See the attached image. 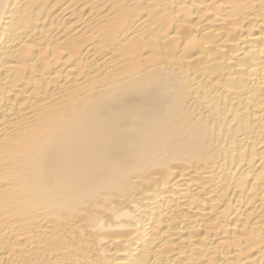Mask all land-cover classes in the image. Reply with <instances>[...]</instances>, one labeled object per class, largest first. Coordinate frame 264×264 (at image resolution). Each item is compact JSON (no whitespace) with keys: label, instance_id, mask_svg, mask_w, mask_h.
I'll return each mask as SVG.
<instances>
[{"label":"bare ground","instance_id":"6f19581e","mask_svg":"<svg viewBox=\"0 0 264 264\" xmlns=\"http://www.w3.org/2000/svg\"><path fill=\"white\" fill-rule=\"evenodd\" d=\"M0 264H264V0H0Z\"/></svg>","mask_w":264,"mask_h":264}]
</instances>
